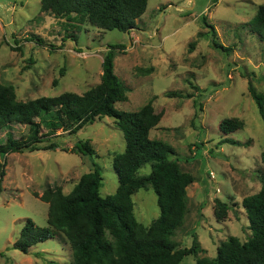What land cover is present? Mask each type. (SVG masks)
Masks as SVG:
<instances>
[{
  "label": "rangeland",
  "instance_id": "obj_1",
  "mask_svg": "<svg viewBox=\"0 0 264 264\" xmlns=\"http://www.w3.org/2000/svg\"><path fill=\"white\" fill-rule=\"evenodd\" d=\"M259 4L264 0H147L136 27L122 32L89 23L72 27L66 18L41 12L40 0H0V84L11 85L18 100L85 92L100 82L108 45H120L113 49L114 72L127 91L126 99L115 107L135 111L152 102L162 116L150 137L170 144L175 150L171 158L194 177L186 188L182 224L171 239L178 248L190 247L196 239L199 249L180 264L215 257L219 244L230 235L241 241L250 235L241 201L259 191L264 172V117L247 89L251 80L264 93V42L247 26ZM32 35L43 42L29 40ZM16 46L19 49L13 50ZM150 67L149 72L141 71ZM168 91L194 96L168 97ZM234 117L242 120V128L223 134L221 120ZM26 130L25 125L13 124L0 131V141L7 132L18 138ZM226 137L239 144L221 143ZM52 139L58 144L53 149L5 156L0 264H72L70 245L61 233L25 254L12 247L25 218L47 225L48 205L33 192L40 195L47 187L59 186L67 194L93 162L101 167V196L113 194L118 186L112 158L124 150L125 140L112 117L96 118L75 134L58 130ZM78 140H87L94 154L76 152ZM149 171L146 164L137 173ZM216 198L229 206L223 220L214 215ZM156 199L151 186L132 195L134 215L145 226L159 215Z\"/></svg>",
  "mask_w": 264,
  "mask_h": 264
},
{
  "label": "trees",
  "instance_id": "obj_2",
  "mask_svg": "<svg viewBox=\"0 0 264 264\" xmlns=\"http://www.w3.org/2000/svg\"><path fill=\"white\" fill-rule=\"evenodd\" d=\"M146 4L147 0H40V11L66 18L72 27L89 23L103 30L129 32L136 27V19L144 13ZM202 21L215 35L205 16ZM247 26L264 42V4L257 6ZM32 39L39 44L43 42L36 35L29 38ZM213 44L225 51L231 50L214 40ZM119 46L108 45L102 60L100 82L81 94L66 91L18 100L11 85L0 84V131L13 124L27 126L26 134L16 138L7 132L5 140L0 141V181L5 175L7 154L53 149L58 146L52 139L58 130L75 134L96 118L109 116L125 140L124 150L112 158L118 180L113 194L100 195L102 175L96 162L67 194L59 186L47 187L40 195L33 192L48 205L47 225L41 227L29 217L24 219L19 236L12 244L24 254L33 245L57 233H61L70 245L72 264H180L185 256L198 252L196 239L190 247L183 248H178L171 239L175 229L182 224L186 188L194 177L179 168L176 158H171L175 150L170 144L150 137V130L158 124L162 113L155 112L150 101L135 111L115 107L116 102L126 99L127 91L114 72L113 49ZM12 49L17 50L19 46ZM150 70L151 67L141 71ZM192 86L199 90L197 85ZM247 89L259 114L264 117V93L258 92L251 80H248ZM166 96L190 98L194 95L168 91ZM194 103L198 105L196 97ZM242 126L239 118H224L219 129L223 134H229ZM223 142L239 144L227 137ZM73 149L86 156L95 152L87 140H78ZM261 162L264 168V150ZM146 164L150 165V171L139 175L138 170ZM260 180L259 191L241 201L248 219L249 237L241 241L230 235L219 244L215 257H199L195 264H264V172ZM148 186L156 194L159 215L145 226L134 215L132 195ZM228 209L226 202L214 199V215L218 220L227 216Z\"/></svg>",
  "mask_w": 264,
  "mask_h": 264
}]
</instances>
